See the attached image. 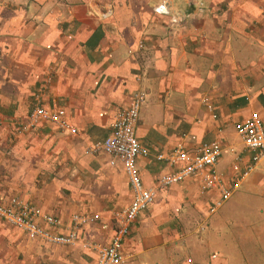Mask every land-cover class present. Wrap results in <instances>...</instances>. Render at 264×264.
Segmentation results:
<instances>
[{
    "label": "crops",
    "instance_id": "1",
    "mask_svg": "<svg viewBox=\"0 0 264 264\" xmlns=\"http://www.w3.org/2000/svg\"><path fill=\"white\" fill-rule=\"evenodd\" d=\"M161 1L0 0V203L16 196L67 223L98 215L78 239L109 245L131 187L120 162L89 148L140 90L143 186L180 168L157 155L217 141L215 169L233 188L226 202L236 196L243 209L225 202L210 213L218 189L172 185L139 213L123 264H264V159L252 165L236 131L253 113L264 128V0H168L172 13L188 14L175 27L154 13ZM37 103L63 110L75 133L46 122L20 131ZM0 264H96V254L30 240L0 220Z\"/></svg>",
    "mask_w": 264,
    "mask_h": 264
},
{
    "label": "built area",
    "instance_id": "2",
    "mask_svg": "<svg viewBox=\"0 0 264 264\" xmlns=\"http://www.w3.org/2000/svg\"><path fill=\"white\" fill-rule=\"evenodd\" d=\"M153 11L158 16L166 17L171 27L184 23L188 18V14L172 13L168 0L161 1ZM145 99L146 94L143 91H136L128 107L114 116L107 137L102 141L95 142L89 148V153L100 152L108 155L111 165L120 162L131 187L130 204L113 213L112 219L115 228L109 245L100 246L87 241L81 242L78 239L80 230L98 221V215H72L67 223L16 196L8 198L5 204L0 203V220L22 231L28 239L33 241L50 246H80L84 250L94 251L96 264H123L124 257L121 254V248L131 226L137 220L139 213L154 201L160 191L186 179H195L199 182L200 193L204 194L211 189H218L220 196L209 212L214 213L219 209L231 197L233 188L223 186L224 175L215 169L223 152L217 141L203 143L194 151L186 149L182 144H177L169 154L157 155L158 161L165 162L169 167L180 168L170 174H162L149 188L143 186L137 170V160L146 158L148 151L138 141L135 128L140 108ZM201 102L208 110H211L208 98H202ZM65 117L63 110L51 111L37 103L29 113L27 122L19 124L18 128L20 131H27L40 122H46L53 124L60 131L75 133V128L67 123ZM236 131L244 148L252 153V165L263 160L264 128L260 116L253 113L247 121L236 127ZM230 151L234 153L233 149ZM240 161L241 156L236 154L232 170H238ZM252 168V166L248 167L241 178H245Z\"/></svg>",
    "mask_w": 264,
    "mask_h": 264
},
{
    "label": "rangeland",
    "instance_id": "3",
    "mask_svg": "<svg viewBox=\"0 0 264 264\" xmlns=\"http://www.w3.org/2000/svg\"><path fill=\"white\" fill-rule=\"evenodd\" d=\"M147 100V99H146ZM145 100V101H146ZM148 101V100H147ZM145 103V102H144ZM144 103L142 104V106L144 105ZM141 106V107H142ZM140 109H142V108H140ZM140 112V111H139ZM140 114H141V112H140ZM239 199H237V197L235 196L234 198L232 197L228 202H226V204H225V206L223 207V209H225L226 208V206H228V205H233V206H241L240 207V209L236 212V213H238L239 215H241V212H242V209H243V206H242V203L240 204L239 203ZM225 203V202H224Z\"/></svg>",
    "mask_w": 264,
    "mask_h": 264
},
{
    "label": "trees",
    "instance_id": "4",
    "mask_svg": "<svg viewBox=\"0 0 264 264\" xmlns=\"http://www.w3.org/2000/svg\"><path fill=\"white\" fill-rule=\"evenodd\" d=\"M1 204H5V203H1Z\"/></svg>",
    "mask_w": 264,
    "mask_h": 264
}]
</instances>
